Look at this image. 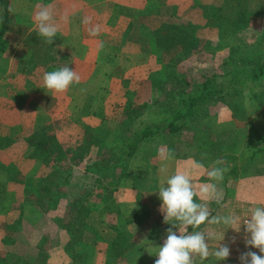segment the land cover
<instances>
[{"label":"rangeland","instance_id":"1","mask_svg":"<svg viewBox=\"0 0 264 264\" xmlns=\"http://www.w3.org/2000/svg\"><path fill=\"white\" fill-rule=\"evenodd\" d=\"M74 1L78 6H90L92 10L95 9L96 15L91 13V26L94 28L96 24L98 25L97 32L100 38L99 43L96 42L98 46L95 53L96 68L87 58L92 52L90 48L95 47L87 45L89 23L88 25L83 23L84 15L79 12L71 14L65 23L61 22L65 29L67 28V33L71 30L72 39L68 47L57 46L60 42L58 35L53 43L49 44L46 38L39 37L37 30L30 31L26 36L25 31L10 28L11 26L7 28L3 35L4 39L0 42V47L2 46L6 52L13 50L12 47L16 48V43L15 46H11L13 43L11 41L18 40L20 43L23 40L24 43L27 39L29 43L27 49L29 52L33 50V57H35L27 63L25 61L27 50L22 45L18 47L21 57L19 61L15 57L11 58L10 55L0 54L2 101H5L6 97L14 100L15 96L19 95V100L24 107L27 104L28 85L33 86L35 92L47 91L43 88V78H41L43 70L49 72L67 66L80 77V82L70 85L64 92V97L60 95V98L64 100V110L48 109L47 104L41 102V108L34 111L32 131L28 125H23L22 121H19L23 110L20 114L19 110H0V116L7 117V122H11L3 125L4 121H2L0 133L16 137L14 141L7 142V144L10 143L7 146L10 150L5 149L0 152V156L3 157H0V245H3L0 248V256L3 258L0 264H24L23 260L27 255L36 259L39 253L37 245L43 234L48 237L44 243L47 246L48 256L44 262L37 258L35 264H72L71 257L64 247L66 243L64 237L68 233L65 229H60L51 218L56 211L51 209L45 212L37 207L39 210L37 213L34 208L35 198L40 194V182L43 177H48L52 165L45 161V152L37 145L31 144L29 137L33 131L46 129L55 130L59 149L67 155L64 156L65 159L75 167L72 170L70 184H67L64 193L73 201L81 188L82 191L86 188L90 189L93 202L91 212L86 213L89 221L85 233L75 241L80 251L87 252L88 264H154L158 258L156 254L159 246L163 245L167 237L166 230L170 227L178 234L179 230L187 234L195 231H202L206 235L214 234L215 238L207 241L210 253L214 252L220 243L229 247L233 246L232 235L226 236L222 241V235L226 232L230 235L233 230L227 229L228 226H225L226 230H223V224L205 222L199 228L193 229L191 226L181 225L174 219H170V223H165L160 211L162 200L158 191L162 180L180 171L189 175L193 182V187L198 193L194 198L195 202L206 203L211 215L214 210L220 211L213 216L238 214L243 219L250 215L249 209L262 206L249 198L264 199V175H254L264 170V150H257L258 152L251 158H248L247 154L256 147L264 146V74L251 88H247L244 101L236 107L235 113L231 109L219 107L216 117L211 122L214 132L227 131V140L239 139L240 150L237 159L242 163L240 173L227 174L230 165L235 161L233 159H226V162L221 159L222 163L219 164L216 162L208 165L201 164L193 157L192 147L189 150L188 147H184L187 145L185 144L182 146L185 150H169L162 139L140 144L137 154L127 166L130 174L124 179L126 182H123V178L117 180L116 176L108 173L114 171L119 174L120 167L98 166L101 158L98 155L105 150L107 141L111 137L113 140V136L115 139L122 137L126 130L127 124L124 117L129 98L124 94L123 78L129 75L136 76L137 78H130L128 84L132 88H139L135 101L145 99L146 90L143 85L137 84V81L144 75L147 66L154 68L159 62L155 46L157 45L155 29L165 20L179 19L184 8L198 7L201 10L207 5L213 7L214 5L211 4L213 1L223 3V0H131V3H127V0ZM71 2L73 0H12V7L17 12L21 11L18 14L20 21L24 20L22 18L26 16L27 9L30 8V16L33 14L35 17V13L42 7L50 8L56 21V17L61 19L60 12L66 9V5H71ZM261 3L263 4V0L250 2L254 7H257L256 5L261 7ZM22 11L25 13L22 14ZM120 13L126 15L128 19L122 20ZM182 16L185 17V15ZM129 17H131L130 23ZM263 22L264 17L254 12L250 18L244 20L245 28L241 27L242 30H240L250 43L252 50L250 58L253 57L251 65L264 58V54H260L255 47L260 41V35L264 32ZM121 24L126 27L122 31V43L133 42L136 45L130 47L134 49L133 52H127L123 44L106 41L116 31V28L109 26L119 27ZM204 35L211 38L213 42L183 61L188 66L192 65L195 73L198 68L209 71L220 66L227 53V49L220 46L222 42L213 29H207ZM216 45L218 47H215ZM146 51L151 52L149 57L144 58L140 54ZM49 53L54 55L51 59L57 58L55 62L50 63L54 67L50 70L46 69L48 63L42 62ZM46 59L49 60L50 56ZM83 67L85 70L82 69ZM10 90L20 92L12 94ZM14 121H19V125H12ZM63 153L59 152L57 155ZM214 168H227L222 179L216 180L209 177V173ZM135 179L136 181H133ZM213 186L215 191L212 190ZM203 187L209 188L207 195L200 191ZM104 205H109V208L98 214ZM114 221L122 228L121 240L116 238L117 232L110 225ZM11 224L15 226L21 224V229L17 232L10 229L9 232L7 228ZM241 226H244L243 223ZM219 228L222 229L219 230ZM241 233L242 236L236 237L235 245L243 253L248 251L249 247L245 244V230ZM14 234L15 241L10 243L12 239L14 240ZM10 235L13 236L8 241L5 237ZM63 240L64 244L61 243ZM240 243L245 245L242 246ZM118 244H120L118 252L121 250V254L116 253ZM257 254L264 255L259 253V250ZM239 257L238 254H232L223 262L224 264H241ZM193 262L194 264H220L214 255H210L203 261L199 256H194Z\"/></svg>","mask_w":264,"mask_h":264},{"label":"trees","instance_id":"2","mask_svg":"<svg viewBox=\"0 0 264 264\" xmlns=\"http://www.w3.org/2000/svg\"><path fill=\"white\" fill-rule=\"evenodd\" d=\"M250 2L251 0H223V3L213 1L211 2L213 7L207 5L201 10L198 7L184 8L179 19L165 20L155 29L157 40L155 46L159 62L154 68L147 66L144 75L137 81V84L143 85L146 90L145 99L135 101L139 88H132L128 84L129 79L136 76L124 77V94L129 98L124 117L126 130L122 137L115 139L113 136V140L111 137L107 141L105 150L98 155L101 156L98 161L99 167H109L107 165L120 167L119 174L114 171L107 172L111 176H116L117 180L121 178L124 180L130 174L127 166L137 154L140 144L162 139L169 150H185L182 148L185 144L187 145L184 147H188L189 150L192 147L193 157L201 164L208 165L221 159L224 162L226 159L235 160L230 165L228 175L242 171L240 169L242 163L237 159L240 150L239 139L227 140V131L214 132L211 122L216 117L219 107L231 109L235 113L236 107L244 101L247 88H251L264 74V58L250 64L253 61V57L250 58L252 52L250 43L240 31L244 20L250 18L252 13L264 17V0L261 7L259 5L254 7ZM225 6L229 9L227 10ZM0 11V37H3L11 21V0H0ZM207 29H213L217 33L222 42L220 46L227 49V53L220 66L209 71L198 68L195 73L193 66H188L183 61L213 42L211 38L204 37ZM255 47L260 54H264V32ZM149 52L151 51L140 55L147 58ZM29 139L31 144L37 145L45 152V161L52 165L48 177H43L42 183L40 182V194L36 196L34 202L35 211L39 212L37 207L45 212L55 210L56 213L51 218L60 229L63 228L68 233L64 247L71 257L72 264H88L87 252L80 251L75 241L85 233L89 221L86 213L91 212L93 202L90 189L80 191L73 201L64 193L71 179L73 165L65 159L64 156L67 155L59 149L57 136L53 130L34 131ZM257 150L263 151L264 146L253 149L247 154L248 158L253 157ZM59 152L64 155H57ZM86 153L88 154L89 150ZM261 174L264 175V170L254 173L258 176ZM108 208L109 205H104L98 214ZM219 212L214 210L211 216ZM110 225L117 232L116 238L121 240L122 228L115 221ZM7 229L9 232L10 229L17 232L20 227L11 224ZM243 230L244 226H241V232ZM12 236L5 238L10 241L9 238ZM15 237L14 234V240L12 239L10 243L15 241ZM47 239V235L43 234L37 245L39 248L37 258L43 262L48 256L47 246L44 244ZM2 247L3 245H0V248ZM118 249L120 244L116 248V253L121 254V250L118 252ZM34 258L27 255L23 263L35 264L37 258ZM2 259L0 256V261Z\"/></svg>","mask_w":264,"mask_h":264},{"label":"clouds","instance_id":"3","mask_svg":"<svg viewBox=\"0 0 264 264\" xmlns=\"http://www.w3.org/2000/svg\"><path fill=\"white\" fill-rule=\"evenodd\" d=\"M34 19L39 37L46 38V42L52 44L58 31V27L54 23L52 10L48 7H42L35 13ZM89 21L90 18L84 20L85 23H89ZM92 34L95 35L96 32L94 31ZM74 82L78 84L80 77L67 66L55 71L45 72L43 75V88L47 89L48 92L67 91ZM216 163L219 164L222 161L217 160ZM225 171H227V168H214L209 173V177L220 180L223 178ZM212 190L215 191V186ZM200 191L207 195L209 188L203 187ZM158 193L162 200L160 211L163 214L165 223H170V219H174L179 221L181 225L191 226L193 229L199 228L205 222L223 224L228 226L227 229H234L237 233L241 231V224L243 223L245 226V244L249 247V250L241 253L239 257L241 264H264V255L250 250L256 248L259 253L264 254V206L249 209L250 215L243 219L235 214L211 216L206 203L195 202L194 198L198 193L193 187V182L189 175L180 171L167 177L166 180H162ZM217 202L219 203V199H217ZM166 231L167 237L163 245L159 246L156 254L158 258L154 264H194V256H199L203 261L210 255H214L218 261H224L230 256V247L222 243L218 245L214 252L210 253L207 241L215 238L212 233L206 235L202 231H195L187 234L179 230L178 234L172 227ZM234 242L235 238H233Z\"/></svg>","mask_w":264,"mask_h":264},{"label":"crops","instance_id":"4","mask_svg":"<svg viewBox=\"0 0 264 264\" xmlns=\"http://www.w3.org/2000/svg\"><path fill=\"white\" fill-rule=\"evenodd\" d=\"M80 1H82V0H80ZM90 2H91V0H90ZM129 2L131 3L132 1L131 0H127V3H129ZM12 6L13 5H12V0H11L12 16H11V21H10V24H9V26H11L10 28H13V29L17 28L20 31H25L26 36L29 35L28 33L30 31L37 30V24H36V21L34 20V15L32 14L30 16V8L26 10V16L25 17L23 16L22 19H24V20L20 21V20H18L19 19L18 14L21 11L17 12ZM118 11L121 12L120 10H118ZM118 11H116V12H118ZM78 12L81 13V15L82 14L84 15V20H85V18H90V21H89V37H88L87 45H92V46H95V47L94 48H90L92 50V52L88 55L87 58H89L90 62H93V67L96 68L97 63H96V59H95L96 58L95 57V55H96L95 53H97V50H98V46H96V42L99 43V39L100 38L98 37L99 35H98V32L96 31L98 29V25L97 24L95 25V27H94L95 29L92 28V26H91V19H92V14L91 13L95 14V9L92 10V7H90V6H78L77 4H75L74 0H73V2H71V5H66V9L60 12V15H62L61 19L59 20V18L56 17L55 18L56 21H54V23L58 26V30H59V32H57L56 35H58L59 38H60V42L58 43L57 46H59V47H68V44L70 43V40L72 39L71 38L72 34L70 32L71 30H69V32L67 33L66 32L67 28L65 29L64 25L61 24V22L65 23V21H68L69 16L71 14L78 13ZM23 13H25V11L24 12L22 11V14ZM14 16H15V18H14ZM120 18H122V20L128 19V17L126 15H123L121 13H120ZM129 18H130L129 19V23H130L131 22V17H129ZM83 23L87 24L85 22H83ZM90 26H91V28H90ZM109 27L116 28V31H115V33L112 34V36L110 38H107L106 41L109 42V43H115V44H119L120 43V45L123 44V46L125 47V50H128L127 52H133L132 50H134V49L130 48V47L136 46L133 42H131L130 44L122 43V37H123L122 31L126 27H124L122 24L119 27H113V26H109ZM63 30H64V32L62 33ZM94 31L96 32L95 35L92 34ZM3 39H4L3 37H0V42ZM27 41H28L27 39L25 40L24 43H23V40L20 43H18V40L11 41V42H13V43H11V46H15L14 44L16 43V48L14 49L12 47L13 50H9V51L4 52V50L2 49V46H1L0 47V54H3V55L5 54L6 56L10 55L11 58L15 57L19 61V59H21V57H20V52L18 51V47H20L22 45V46L26 47L27 57L25 58V61L28 63L29 61L33 60L35 57H33V54H34L33 50L31 52H29V50L27 49V46L29 45V43ZM2 50H3V52H2ZM48 56H50L49 60L46 59ZM52 56H54V55H52V53H49V55H47V57L44 58L43 61H42L44 64L48 63V64H46L47 65L46 69H48V70H50L51 68H54L53 65H51L50 63L51 62H55V60L57 59V58L51 59ZM63 59H64V57H63ZM58 69L59 68H57V70ZM82 69H84V67ZM26 72L28 73L29 71L26 69ZM44 73H45V71L43 70V75H44ZM43 75H41V78H43ZM27 87H28L27 88L28 98H27L26 103L28 105L26 104L23 107V105L21 103L22 101L19 100L20 99L19 95H18V97L15 96L14 100L10 99L11 97L9 99H7V97H6L5 101H2L3 99H2V97H0V110L1 111L2 110H6V111L7 110H10V111L11 110H19V114H20V111L23 110L24 112H22L21 119L19 121H22L21 123L23 125L24 124L28 125L31 128V131H32L33 130L34 115H35L34 111L36 109L41 108V105H42L41 102H45L47 104V108L48 109H51V110H53V109L64 110V108H65L64 100H63V98L62 99L60 98V95H62L64 97V95H65L64 92L65 91L64 92H55V91L48 92V90H47V91H42V92H35V91H33V86H29L28 85ZM10 91H11L12 94H19V92H20V91L17 92V90H10ZM33 92H34V94H33ZM2 121H4L3 125L11 123V122H7L8 121L7 117L1 115L0 116V126H1V122ZM19 121H17V122L14 121L15 123L12 122V123H14L12 125L18 126L19 125ZM52 130L55 132L54 129H52ZM56 136H57V134H56ZM14 137L15 136L9 137V136L5 135V133L4 134L0 133V152H3L5 149L6 150H10V148L7 147V146H9L10 143L7 144V142L8 141H10V142L14 141L15 140ZM0 157L3 158L2 156H0ZM73 169H75V167H73ZM68 184H70V182ZM81 189L78 191V193L80 191H82ZM249 200H251L252 202L257 203V205H263L264 204V199H261V198L252 197V198H249ZM18 225H19V227L21 229V224H18ZM221 229L222 228H219V230H221ZM223 230H226L225 225H223ZM229 230H230V228H229ZM231 231L232 232L230 233V235L227 234V232H226L224 235H222V237H224V239H225L226 236L227 237H231V235H232L236 239V237L242 236L241 232L237 233L234 229L231 230ZM219 235H220V232H219ZM64 240H66V236L64 237ZM64 240L61 241V243L64 244L65 243ZM235 244H237L236 240L233 243V246L230 247V250H231L230 251V255L238 254L240 256L241 252L238 250V248L236 247ZM250 250L251 251H255V252L258 251L256 248H251ZM219 263L220 264H224L225 262L219 261Z\"/></svg>","mask_w":264,"mask_h":264}]
</instances>
